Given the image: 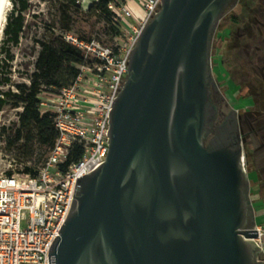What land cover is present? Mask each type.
I'll list each match as a JSON object with an SVG mask.
<instances>
[{
  "label": "water",
  "instance_id": "water-1",
  "mask_svg": "<svg viewBox=\"0 0 264 264\" xmlns=\"http://www.w3.org/2000/svg\"><path fill=\"white\" fill-rule=\"evenodd\" d=\"M230 1L162 0L143 28L106 160L79 179L56 264H263L241 133L203 141L212 37Z\"/></svg>",
  "mask_w": 264,
  "mask_h": 264
},
{
  "label": "built area",
  "instance_id": "built-area-1",
  "mask_svg": "<svg viewBox=\"0 0 264 264\" xmlns=\"http://www.w3.org/2000/svg\"><path fill=\"white\" fill-rule=\"evenodd\" d=\"M134 4L141 13L136 22L130 21ZM161 4L162 0L109 2L121 36L113 45L65 35L82 51L84 62L72 85L49 98L40 95V111L53 116L57 130L46 166L36 173L0 174V264H56L52 248L72 209L79 179L106 160L113 103L126 82L140 34ZM255 227L252 240L264 264V225Z\"/></svg>",
  "mask_w": 264,
  "mask_h": 264
},
{
  "label": "rangeland",
  "instance_id": "rangeland-1",
  "mask_svg": "<svg viewBox=\"0 0 264 264\" xmlns=\"http://www.w3.org/2000/svg\"><path fill=\"white\" fill-rule=\"evenodd\" d=\"M30 1L31 6L26 11L28 26L21 43L13 48L14 79L17 82L27 80V74L34 70V61L40 50L37 42L39 39L49 40L71 33L75 37L94 38L108 45L120 41L118 22L115 19L106 18L97 7L88 10L92 3L100 0H80L76 6L60 0ZM248 3L252 5V0ZM12 7L13 3L7 14ZM232 12L237 13L241 20L249 10L241 7L236 0L219 21L211 44V78L227 107L243 112L253 108L254 101L251 96L246 95L248 87L242 86V83L253 82L264 75V18L259 19L250 38L249 33L241 30L243 24L234 21ZM140 16L138 6L134 4V16L130 21L136 22ZM3 37L4 32L0 45ZM8 88L9 86L4 87ZM54 92L43 90L40 95L49 98ZM21 110L22 108L7 106L0 112V174L9 171L19 173L25 168L39 171L46 166L48 160L50 147L42 141L34 126L21 128L20 139H16ZM255 177V171H248L250 185Z\"/></svg>",
  "mask_w": 264,
  "mask_h": 264
},
{
  "label": "trees",
  "instance_id": "trees-1",
  "mask_svg": "<svg viewBox=\"0 0 264 264\" xmlns=\"http://www.w3.org/2000/svg\"><path fill=\"white\" fill-rule=\"evenodd\" d=\"M60 1L70 6H76L80 0ZM111 1L114 0L97 1L92 3L88 10L97 7L106 18L111 19L114 14L108 7ZM248 1L250 0H238L241 7H246L249 10L244 18L240 20L239 15L235 12H232L231 15L234 21L243 24L241 30L249 33L251 38L259 19L264 18V0H252V5ZM12 3L13 7L7 14L4 37L0 45V112L7 106L22 108L19 112L20 127L16 131V139H20L21 128L34 126L42 141L51 148L57 138V130L53 116L50 113L42 114L40 111V94L43 90L57 92L63 87L72 85L80 72L78 65L84 62L83 53L66 41L67 33L49 40L39 39L37 42L40 50L34 61V70L27 74V80L15 81L13 48L21 43L28 26L26 11L30 8L31 1L12 0ZM233 4L234 2L231 1L225 13L231 9ZM232 35L234 37V34ZM262 76V78L257 77L253 82L242 83V86L248 87L246 95L253 98L254 107L240 112L239 121L245 146V166L248 171L257 173L260 197L264 202V75ZM5 86H9V88L4 89ZM81 153V151L77 152L76 158ZM36 172L25 168L20 173Z\"/></svg>",
  "mask_w": 264,
  "mask_h": 264
},
{
  "label": "flooded vegetation",
  "instance_id": "flooded-vegetation-1",
  "mask_svg": "<svg viewBox=\"0 0 264 264\" xmlns=\"http://www.w3.org/2000/svg\"><path fill=\"white\" fill-rule=\"evenodd\" d=\"M231 1L235 2V0ZM210 91L206 125L203 134L205 146L214 147L235 141L238 129L243 140L239 121L240 112L231 106L227 107V103L217 91L213 80L210 82Z\"/></svg>",
  "mask_w": 264,
  "mask_h": 264
},
{
  "label": "crops",
  "instance_id": "crops-1",
  "mask_svg": "<svg viewBox=\"0 0 264 264\" xmlns=\"http://www.w3.org/2000/svg\"><path fill=\"white\" fill-rule=\"evenodd\" d=\"M256 177L254 178V182L251 184L250 195L252 205L255 211V220L256 224L264 225V202L261 200L259 185H258V175L255 172Z\"/></svg>",
  "mask_w": 264,
  "mask_h": 264
},
{
  "label": "bare ground",
  "instance_id": "bare-ground-1",
  "mask_svg": "<svg viewBox=\"0 0 264 264\" xmlns=\"http://www.w3.org/2000/svg\"><path fill=\"white\" fill-rule=\"evenodd\" d=\"M12 0H0V40L4 32V26L7 20V12Z\"/></svg>",
  "mask_w": 264,
  "mask_h": 264
}]
</instances>
